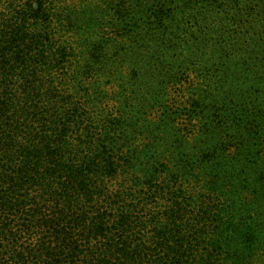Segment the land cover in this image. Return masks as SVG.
<instances>
[{
	"label": "trees",
	"instance_id": "trees-1",
	"mask_svg": "<svg viewBox=\"0 0 264 264\" xmlns=\"http://www.w3.org/2000/svg\"><path fill=\"white\" fill-rule=\"evenodd\" d=\"M0 264H264V0H0Z\"/></svg>",
	"mask_w": 264,
	"mask_h": 264
}]
</instances>
